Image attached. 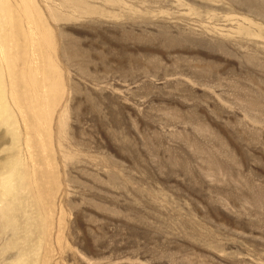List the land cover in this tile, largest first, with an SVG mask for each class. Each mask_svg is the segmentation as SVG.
Wrapping results in <instances>:
<instances>
[{"label":"rangeland","instance_id":"1","mask_svg":"<svg viewBox=\"0 0 264 264\" xmlns=\"http://www.w3.org/2000/svg\"><path fill=\"white\" fill-rule=\"evenodd\" d=\"M0 264H264V0H0Z\"/></svg>","mask_w":264,"mask_h":264}]
</instances>
